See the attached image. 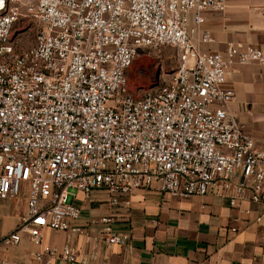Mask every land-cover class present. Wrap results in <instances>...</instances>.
I'll return each mask as SVG.
<instances>
[{
  "label": "built area",
  "instance_id": "obj_1",
  "mask_svg": "<svg viewBox=\"0 0 264 264\" xmlns=\"http://www.w3.org/2000/svg\"><path fill=\"white\" fill-rule=\"evenodd\" d=\"M227 5L0 0V200L25 196L27 207L0 245L18 246L28 236L32 264H111L99 261L97 250L80 258L69 244L44 241L46 228L85 231L76 224L71 189L86 196L105 189L116 204L118 195L160 183L176 196L264 205V149L230 111L236 93L225 85L237 66L264 65V46L229 41L224 52H211L194 41L203 13ZM32 24L34 44L24 47ZM201 40L213 41L211 32L203 30ZM164 45L177 49L176 69L165 83L135 94V59ZM112 221L100 219L103 240L125 244L129 235L114 233Z\"/></svg>",
  "mask_w": 264,
  "mask_h": 264
},
{
  "label": "crops",
  "instance_id": "obj_2",
  "mask_svg": "<svg viewBox=\"0 0 264 264\" xmlns=\"http://www.w3.org/2000/svg\"><path fill=\"white\" fill-rule=\"evenodd\" d=\"M255 7H259L257 10ZM201 31L194 32L200 49L224 52L229 41L264 46V0H228L224 11H206ZM189 26L196 28L194 15ZM209 30L213 41L203 42L201 34ZM226 87L236 98L230 111L264 149V65H239L230 71ZM24 211L3 231L0 239L14 228ZM114 195L105 189H95L89 196L70 190V202L80 209L77 220L81 233L44 229V241L74 247L79 257H89L98 251L99 261L111 264H263L264 205L249 200L237 206L221 196L206 194L181 197L165 192L160 183L131 195ZM1 205H4L3 201ZM104 216L113 218L114 233L129 235L125 244L107 245L103 240ZM238 219L234 222V219ZM238 230L232 232L231 227ZM86 232L88 234H86ZM35 246L28 236L15 257L0 254L3 259L32 264Z\"/></svg>",
  "mask_w": 264,
  "mask_h": 264
},
{
  "label": "rangeland",
  "instance_id": "obj_3",
  "mask_svg": "<svg viewBox=\"0 0 264 264\" xmlns=\"http://www.w3.org/2000/svg\"><path fill=\"white\" fill-rule=\"evenodd\" d=\"M28 32L23 44L28 47L34 44L35 24ZM177 49L168 45L160 48L146 49L138 56L129 71V86L132 92L138 94L152 87L165 83L177 67ZM74 189H71L73 192ZM23 197L13 200H1L0 230H5L9 223L24 211ZM13 229V228H12ZM25 239V238H24ZM24 247V240L18 246L6 247L0 245V254L9 258L15 257V251Z\"/></svg>",
  "mask_w": 264,
  "mask_h": 264
}]
</instances>
